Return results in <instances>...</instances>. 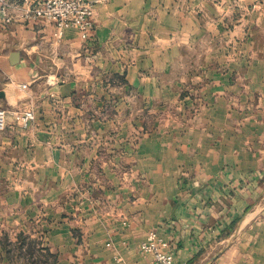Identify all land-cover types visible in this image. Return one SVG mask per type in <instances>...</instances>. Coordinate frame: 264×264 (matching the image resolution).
<instances>
[{
  "label": "crops",
  "instance_id": "obj_1",
  "mask_svg": "<svg viewBox=\"0 0 264 264\" xmlns=\"http://www.w3.org/2000/svg\"><path fill=\"white\" fill-rule=\"evenodd\" d=\"M10 1L0 264H264V0H108L89 40Z\"/></svg>",
  "mask_w": 264,
  "mask_h": 264
},
{
  "label": "built area",
  "instance_id": "obj_2",
  "mask_svg": "<svg viewBox=\"0 0 264 264\" xmlns=\"http://www.w3.org/2000/svg\"><path fill=\"white\" fill-rule=\"evenodd\" d=\"M108 0H41L31 4L26 0V16L45 17L56 24L55 37L60 40L69 28L76 29L82 39L89 40L95 28L94 6ZM18 5L10 0H0V23L10 24L14 16L13 9ZM12 115L15 122L23 128L31 127L36 121V113L31 108L10 111L0 107V132L7 126V119ZM141 250L151 255L150 264H174V255L171 253L170 243L156 231H150L141 245Z\"/></svg>",
  "mask_w": 264,
  "mask_h": 264
},
{
  "label": "rangeland",
  "instance_id": "obj_3",
  "mask_svg": "<svg viewBox=\"0 0 264 264\" xmlns=\"http://www.w3.org/2000/svg\"><path fill=\"white\" fill-rule=\"evenodd\" d=\"M180 3H181L180 5L184 6L185 9L186 8L193 9L195 7V5L198 4L196 2V0L184 1V2H180ZM224 3H225L224 7H226V14H231L233 19H235L236 15L240 16L241 14L245 13L246 11H248L250 9V7L246 8V4L241 3L239 0H225ZM263 5H264V3H263ZM228 26L229 27L233 26V22L231 20H228ZM181 105H183V103ZM16 261L17 260H15V262Z\"/></svg>",
  "mask_w": 264,
  "mask_h": 264
},
{
  "label": "water",
  "instance_id": "obj_4",
  "mask_svg": "<svg viewBox=\"0 0 264 264\" xmlns=\"http://www.w3.org/2000/svg\"><path fill=\"white\" fill-rule=\"evenodd\" d=\"M21 58V52L20 51H14L11 53L10 55V62L12 65H15L17 63H19Z\"/></svg>",
  "mask_w": 264,
  "mask_h": 264
}]
</instances>
